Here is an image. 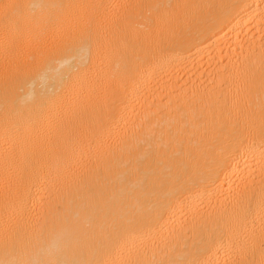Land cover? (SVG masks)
Wrapping results in <instances>:
<instances>
[{
	"label": "bare ground",
	"instance_id": "obj_1",
	"mask_svg": "<svg viewBox=\"0 0 264 264\" xmlns=\"http://www.w3.org/2000/svg\"><path fill=\"white\" fill-rule=\"evenodd\" d=\"M264 264V0H0V262Z\"/></svg>",
	"mask_w": 264,
	"mask_h": 264
},
{
	"label": "clouds",
	"instance_id": "obj_2",
	"mask_svg": "<svg viewBox=\"0 0 264 264\" xmlns=\"http://www.w3.org/2000/svg\"><path fill=\"white\" fill-rule=\"evenodd\" d=\"M77 242L70 232H60L34 248L14 256L10 264H73ZM2 264V262H0Z\"/></svg>",
	"mask_w": 264,
	"mask_h": 264
}]
</instances>
